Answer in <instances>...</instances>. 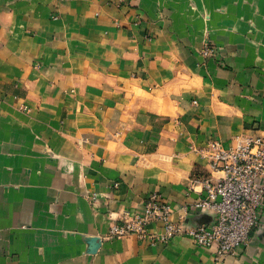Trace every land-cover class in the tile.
Listing matches in <instances>:
<instances>
[{
	"label": "crops",
	"instance_id": "obj_1",
	"mask_svg": "<svg viewBox=\"0 0 264 264\" xmlns=\"http://www.w3.org/2000/svg\"><path fill=\"white\" fill-rule=\"evenodd\" d=\"M252 134L264 0H0V264H264V208L220 259L185 232L107 237L154 192L183 229L211 222L195 149Z\"/></svg>",
	"mask_w": 264,
	"mask_h": 264
},
{
	"label": "built area",
	"instance_id": "obj_2",
	"mask_svg": "<svg viewBox=\"0 0 264 264\" xmlns=\"http://www.w3.org/2000/svg\"><path fill=\"white\" fill-rule=\"evenodd\" d=\"M202 54L213 55L209 44L204 45ZM195 151L206 160L209 174L190 181L192 190L200 187L205 194L194 206L201 211H212L211 222L183 229L171 220L172 206L154 192L145 200L142 213L124 211L116 218L107 237L135 235L150 245H163L185 232L196 245L216 248L217 259L245 250L264 208V138L242 135L228 148L218 140H210ZM151 224H162L163 231H149Z\"/></svg>",
	"mask_w": 264,
	"mask_h": 264
}]
</instances>
